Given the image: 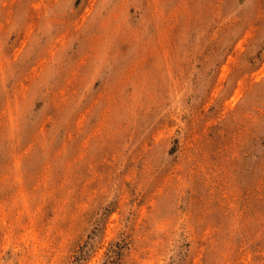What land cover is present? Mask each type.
Returning a JSON list of instances; mask_svg holds the SVG:
<instances>
[{
  "label": "rangeland",
  "instance_id": "obj_1",
  "mask_svg": "<svg viewBox=\"0 0 264 264\" xmlns=\"http://www.w3.org/2000/svg\"><path fill=\"white\" fill-rule=\"evenodd\" d=\"M0 264H264V0H0Z\"/></svg>",
  "mask_w": 264,
  "mask_h": 264
}]
</instances>
